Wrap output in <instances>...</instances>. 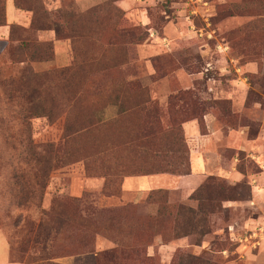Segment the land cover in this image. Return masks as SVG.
Returning <instances> with one entry per match:
<instances>
[{
	"label": "rangeland",
	"instance_id": "1",
	"mask_svg": "<svg viewBox=\"0 0 264 264\" xmlns=\"http://www.w3.org/2000/svg\"><path fill=\"white\" fill-rule=\"evenodd\" d=\"M261 216L264 0H0V264H260Z\"/></svg>",
	"mask_w": 264,
	"mask_h": 264
},
{
	"label": "crops",
	"instance_id": "2",
	"mask_svg": "<svg viewBox=\"0 0 264 264\" xmlns=\"http://www.w3.org/2000/svg\"><path fill=\"white\" fill-rule=\"evenodd\" d=\"M66 60L63 56L59 58V61L63 62ZM115 108L109 107V113H114ZM208 154H200L193 158V166H192V174L180 177L178 180L176 178L170 177L169 175H150V176H138V177H131L126 179L124 183V191H125V199L138 202L142 200L146 193L153 191L155 189H163L166 188L163 185V181L169 180L171 183H174L172 187L176 190L181 189L184 197H190L193 191L201 184L202 180L206 175V161L205 157ZM226 171V170H225ZM227 172V171H226ZM198 180L197 185H193L189 188V184H193L191 181L194 179ZM260 222L259 224H264V217H259ZM252 222H249V224ZM262 232H264V227L262 228ZM264 238V235L261 236ZM261 244L260 242H258ZM259 258L260 264H264V247L259 251ZM262 259V260H261Z\"/></svg>",
	"mask_w": 264,
	"mask_h": 264
},
{
	"label": "trees",
	"instance_id": "3",
	"mask_svg": "<svg viewBox=\"0 0 264 264\" xmlns=\"http://www.w3.org/2000/svg\"><path fill=\"white\" fill-rule=\"evenodd\" d=\"M182 165H183V162H182ZM185 169L183 168V171H181L180 173L178 172V174L180 176H185V175H188L190 174V171H184ZM175 174H177L176 172H173ZM220 186V188L222 187L221 185H218ZM200 189L195 191L193 194L190 195V200H197V201H200ZM199 194V195H198ZM229 201V200H228ZM181 213H185V214H196V211L193 209V208H187L185 206H179L178 207V216H181L182 214ZM30 223V222H29ZM29 229H28V234L30 236L29 240L22 243L20 246H17L16 250H21L24 245L26 244L27 247L29 249H34L36 248L37 245H39L40 243H42V241H44L45 243L50 239V236H51V231L49 229V227H45L44 226V223L41 221L40 223L38 222V224L36 223H32L31 225L29 224ZM26 247V249H27ZM46 249V247H45ZM44 249V250H45ZM31 264H37V263H31Z\"/></svg>",
	"mask_w": 264,
	"mask_h": 264
}]
</instances>
